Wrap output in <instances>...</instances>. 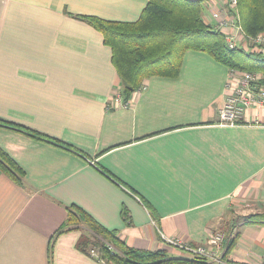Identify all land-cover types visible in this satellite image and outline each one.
Here are the masks:
<instances>
[{
    "label": "crops",
    "instance_id": "0c3cea01",
    "mask_svg": "<svg viewBox=\"0 0 264 264\" xmlns=\"http://www.w3.org/2000/svg\"><path fill=\"white\" fill-rule=\"evenodd\" d=\"M146 3L0 0V120L68 145L0 125L25 174L0 169V264H110L76 247L81 230L54 237L72 204L135 248L186 254L166 237L195 246L229 228L223 261L264 257V225L245 222L264 210V124H219L228 66L188 49L177 76L145 77L127 107L107 108L120 88L111 49L76 15L135 21Z\"/></svg>",
    "mask_w": 264,
    "mask_h": 264
},
{
    "label": "trees",
    "instance_id": "16d2710c",
    "mask_svg": "<svg viewBox=\"0 0 264 264\" xmlns=\"http://www.w3.org/2000/svg\"><path fill=\"white\" fill-rule=\"evenodd\" d=\"M204 0H147L135 21L107 20L95 15H76L83 18L102 35L111 49V61L119 78V89L124 99L138 88L143 78L151 75L175 77L182 56L188 49L202 50L229 68L261 72L264 75V53L242 48H229L222 34L202 17ZM240 22L248 34L264 30V0H237ZM259 84H264V77ZM0 125L16 129L49 143L68 146L44 133L24 125L0 120ZM0 169L18 184L24 183V170L0 147ZM63 223L54 237L71 230H81L76 247L85 253L95 248L99 256L110 264H213L201 255H174L164 249H140L118 239L115 230L97 222L77 205L66 207ZM122 215L128 212L123 208ZM246 223L264 225V210L245 218ZM80 223H83L84 227ZM229 230L224 240L227 258L236 232ZM52 245V244H51ZM52 262V246L49 248ZM216 264V263H214Z\"/></svg>",
    "mask_w": 264,
    "mask_h": 264
},
{
    "label": "built area",
    "instance_id": "2783aa9c",
    "mask_svg": "<svg viewBox=\"0 0 264 264\" xmlns=\"http://www.w3.org/2000/svg\"><path fill=\"white\" fill-rule=\"evenodd\" d=\"M203 2L205 3V10H208V14L202 13L205 14L203 19L210 22L215 29L222 31L223 28L226 29L224 36L229 48H244L264 53V30L253 35L246 34L237 11V0H204ZM263 76L262 73L258 74V72L252 71L237 69L230 71V77L225 88L226 98L218 110V122L233 125L242 121L245 110L256 105L264 107V84H259V77L262 79ZM137 90H140V87ZM118 106L127 107L128 101L123 98L119 89H116L107 102V108ZM250 121L255 124H264V120L256 115ZM224 239L225 233L223 231L212 230L208 235L207 244L191 247L183 243L178 237H166L170 245L182 249L186 254L201 255L210 261L213 260L212 262L216 261L217 264H232L223 261L220 256ZM89 254L103 260L95 248H91ZM259 264H264V257Z\"/></svg>",
    "mask_w": 264,
    "mask_h": 264
},
{
    "label": "rangeland",
    "instance_id": "374dc122",
    "mask_svg": "<svg viewBox=\"0 0 264 264\" xmlns=\"http://www.w3.org/2000/svg\"><path fill=\"white\" fill-rule=\"evenodd\" d=\"M203 13H207L208 14V10H205V3H203ZM202 15V17H205V14H201ZM206 23H208V24H211L210 22H208V21H206V20H204ZM212 25V24H211ZM218 30V29H217ZM224 31L226 32V29L225 28H223V31L222 30H219L218 32H220L221 34H222V36H223V38H224V42H225V44H226V41H225V36H224ZM246 32V31H245ZM246 34L247 35H253V34H248L247 32H246ZM227 45V44H226ZM242 49H244V48H242ZM248 51H250V52H252L250 49H248ZM256 51V50H255ZM230 69V71L233 69L232 67H230L229 68ZM233 70H235V69H233ZM239 70H243V69H239ZM245 71H247V70H245ZM261 72H258V74H260ZM262 76H263V74H262ZM264 77V76H263ZM262 77V78H263ZM262 79H261V77H259V81H261ZM235 81V80H234ZM226 88V87H225ZM227 91V90H226ZM226 98V97H225ZM224 101H225V99H224ZM224 101H223V103H224ZM223 103H222V105H223ZM221 105V106H222ZM220 106V107H221ZM219 107V108H220ZM219 108H218V110H219ZM249 109H252L251 110V116L253 117L254 115H256V116H259L260 118H262V120H264V107H260L259 105H256V106H253V107H251V108H249ZM248 111H250V110H245V113H244V117H243V119L242 120H246V121H250L251 120V118L248 120L247 118L248 117H246V115L248 114ZM242 122V121H241ZM241 122H236L235 124H233V125H236V124H239V123H241ZM219 124H221L220 122H219ZM221 125H227V124H221ZM233 125H229V126H233ZM263 211V210H262ZM242 220V218H237V221L236 222H238V223H240V221ZM81 224V226L82 227H84L85 229H86V227L84 226V224L83 223H80ZM229 230H232V229H225V230H222L224 233H225V239H226V236H227V232H229ZM224 239V240H225ZM183 241V240H182ZM224 242V241H223ZM168 243V242H167ZM183 243H185L184 241H183ZM169 244V243H168ZM185 244H187V243H185ZM205 244H207V242L205 243ZM223 244V243H222ZM187 245H189V244H187ZM198 245H200V244H198ZM171 246V245H170ZM189 246H191V245H189ZM197 245H195V246H191V247H196ZM174 247V246H173ZM215 247V246H214ZM221 247V246H220ZM175 248H178V247H175ZM222 248V247H221ZM180 249V248H179ZM182 250V249H181ZM90 251V250H89ZM185 252V251H184ZM169 253H171V252H169ZM89 254V253H88ZM174 255H176L175 253H173ZM178 255H179V253H178ZM208 259V258H207ZM209 260V259H208ZM100 261H102V262H105V260H100ZM210 261V260H209ZM213 261V260H212ZM214 263H216V261L214 262ZM213 263V264H214ZM217 264V263H216Z\"/></svg>",
    "mask_w": 264,
    "mask_h": 264
}]
</instances>
